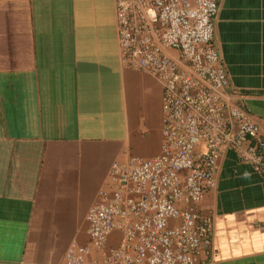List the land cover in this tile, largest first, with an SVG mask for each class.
I'll return each instance as SVG.
<instances>
[{"label":"crops","instance_id":"crops-1","mask_svg":"<svg viewBox=\"0 0 264 264\" xmlns=\"http://www.w3.org/2000/svg\"><path fill=\"white\" fill-rule=\"evenodd\" d=\"M212 42L226 106L264 136V0H217ZM162 84L119 61L114 0H0V264H63L88 244L86 212L113 162L162 142ZM199 211L214 255L196 264H264V179L233 152Z\"/></svg>","mask_w":264,"mask_h":264},{"label":"built area","instance_id":"built-area-1","mask_svg":"<svg viewBox=\"0 0 264 264\" xmlns=\"http://www.w3.org/2000/svg\"><path fill=\"white\" fill-rule=\"evenodd\" d=\"M118 58L162 84V142L151 158L113 162L86 212L88 244L63 264H196L214 255L213 223L199 211L233 152L264 179V136L239 105L212 42L217 0H114Z\"/></svg>","mask_w":264,"mask_h":264}]
</instances>
